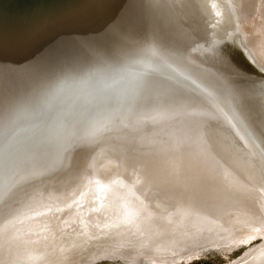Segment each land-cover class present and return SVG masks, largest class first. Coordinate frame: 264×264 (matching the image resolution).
Instances as JSON below:
<instances>
[{"label": "bare ground", "instance_id": "obj_1", "mask_svg": "<svg viewBox=\"0 0 264 264\" xmlns=\"http://www.w3.org/2000/svg\"><path fill=\"white\" fill-rule=\"evenodd\" d=\"M219 1L221 0H182V2L187 3L189 13L199 11L202 16V20H199L198 17L192 18L193 24L189 27L192 31L188 33L185 32L181 26L182 15H185L182 12L181 0H179L180 3H175L172 0H138V3H136V0H103L101 5L106 4L108 7L105 25L102 24L104 20L100 18V14L102 13H99L97 8L89 7L86 20L81 18L80 14L76 16L75 21L73 18L61 43H54L44 50L42 56L35 60L27 59L23 52L20 53L19 44L5 45L1 48V54L4 53V55L2 56L0 54V64H2L0 65V250L4 249V251L0 252V264H3L4 261H8L9 259L13 264V260L18 256H24L25 253L31 250L34 251V249L35 254L36 250H40L41 248L42 251L45 250V243L47 242L45 237L47 233L49 234L54 228L60 227L61 225L59 224L61 221L64 222L69 216H72L74 220L75 217L72 215V211H76V209H73V207L78 201L82 202L80 199H85V202H88L90 199L88 207L91 208L90 205L92 204L90 203H92L91 200H93V194L95 193H93V189H90L92 194L89 192L88 195V191L86 190L88 187L86 188L85 186H90L89 188L92 186L94 188V186L98 185V188L100 186V188L105 187V189H107L108 195H106V193L105 195L108 198L104 200L99 191L98 193L101 195L100 197L102 199L100 198L101 200H97V203L92 206L96 207L100 202H103L102 206L104 205L103 207L106 208V211L107 209H109V211L115 209L114 211H116L119 208L134 211V208L129 207V204L131 202H135L134 204H136V197L131 194L133 198L135 197V201H133V198L131 197L132 199H130L129 195L125 193L126 196L128 195L129 197V199L126 197L127 199L125 200L123 199L122 193L129 187H131L130 189L133 191L130 185L134 186L133 182L135 181L138 182H136V184L139 186H143L146 183L144 179L149 177V174H145L146 172L144 173L143 171L141 172L142 168L139 167L141 164L150 171H155L158 168L175 169L168 171L162 178L158 177L162 179L161 181L156 180V178L152 179L151 183L155 182L158 184V186H156L158 191L163 190L160 188L162 183L180 185L182 178L180 175H182L183 170L188 169L191 173L195 172V169L207 171L201 164L196 165L195 162L207 160L203 157V154H209V151H212V142L214 144L218 143V147H224V150L225 147H227V151L231 149L232 156L227 155V151L224 152V150H222L224 152V166H221L218 170L216 169L217 172H215V174L207 173L211 175L222 173L226 176L230 182H225V184L230 186V188H237L236 190L243 194L241 199L243 203H236L234 201L233 204L228 200L224 202L220 199L223 198V196L216 193L213 196V205H202L203 208L207 209V212L216 216L210 215L213 216L211 217L212 219L209 217L211 219L210 221L214 226L226 230L227 233L231 232L233 226L239 225L236 227H242L243 231L247 230L246 234L243 233L245 234V238L248 239L254 235L264 236V149H261V146H257L256 139L255 142L257 145L253 142V135L244 132L240 128L233 113L229 112L230 104L227 103L230 100L236 102L232 96L233 93H231V90L234 91L233 87L236 88L232 84V81H235L241 87H245V91H247V87L254 86V84L257 83L253 74L250 73V68L245 65L244 59V56L248 59L252 57L254 52L251 47L254 48V45L252 46L253 43H251V40L242 33L241 25V30H237V25L239 23L236 24L237 21L233 19V16H231V20L229 21L233 30L234 27L236 28V30H234L236 34L234 35H237L241 39V42L246 44H244L245 48L241 47L242 50H239L233 45H228L227 42L219 41L227 38L220 36V34H225L228 30V27L222 21L220 12L218 9H215ZM230 1L237 3V9L234 8L235 5L233 6L236 16H240L241 14L243 16V12L246 8L245 6L243 9L244 0ZM253 3L255 4L256 2H252V4ZM252 7H247L246 10H250L248 8L252 9ZM206 12L209 18L206 17ZM248 14L251 15V12ZM227 15L229 17L228 13ZM16 18L17 17H15L14 20ZM29 19L32 20L30 16ZM242 19H244V17H242ZM243 23L244 22H242V24ZM218 24L220 27H218ZM192 25H194V27ZM10 30H13L11 29V25L5 24L3 32ZM262 36H264V33L260 35L258 40L263 47L258 46L259 51H264V37ZM17 39L21 40V42H25L31 41L32 38L30 33L26 31L21 37L18 36ZM78 43H86V47L82 52H79V47L74 48ZM255 50L259 52L257 49ZM257 54L253 56L257 57ZM261 54L259 53V55ZM260 58L257 61H261ZM192 60L201 64V68H203L204 65L208 68H211V66L214 67L222 79L218 80L215 73L206 75L189 67L194 64L186 62ZM261 63H263L264 66L263 57L260 64ZM50 64L53 65L49 66ZM260 68L262 69V67ZM221 80L223 82H221ZM167 81L172 82V90L169 91L170 93L168 95L165 94L160 100V94L162 92H157L156 89L163 91L164 88H166L164 82ZM139 88H147V90L144 93ZM173 88L177 91H174ZM186 95H189L187 99H185ZM254 101L255 100H253V102ZM169 114H174L175 116L168 117ZM259 118L260 120L258 119V121H261L262 127H260V129L264 132V120H262L261 117ZM160 119L164 120L169 127H165V123L163 125H158L157 122ZM156 125L157 128H155ZM210 127L216 129L219 133L216 132L217 135H213V133L210 134ZM188 128L191 130L189 131L190 141L188 145L194 143L192 150H188V147H180V145L177 147V144L172 141V138L179 137L180 133L183 135V131L181 130H187ZM170 129L178 133H167ZM244 133H246V135H244ZM168 135L173 136L170 138L172 140H168ZM234 135H239L241 137L240 140L236 141ZM181 137L184 138V136ZM160 138L165 140V148H151V146L147 148V141L156 145ZM133 149V152H136L133 153L134 159L131 157ZM98 161L100 164H103L102 169L105 173H114L117 174V177L113 176V178L105 179V177H101L94 172L89 173L90 167L93 170V167L95 168V164ZM135 162H140V164ZM205 163L208 164L207 162ZM121 166L123 167L122 169ZM120 169L121 171L117 173ZM207 169L209 170L208 167ZM188 176L182 181L188 183L190 181ZM81 177H83V179ZM190 177L193 178L192 181L195 180L196 183H198L196 179L199 175H191ZM86 178H90L91 180L88 181L87 179L86 181ZM211 182L209 190H214L212 187H216L217 184L222 183V179L218 178L216 181L211 179ZM82 184L85 185V190L84 188H80ZM202 184L207 185L208 182H203ZM117 185H121L119 186L121 188L117 187ZM109 187H111V189L115 188L114 190L118 188L120 191H114L115 194L110 195V193L113 192H110L111 190ZM157 190L155 196L164 198V195L158 193ZM83 191L86 192L83 193ZM137 192L138 191L135 190V193L138 195L137 197H141ZM99 194L97 195L99 196ZM86 195H88V197H86ZM154 199L155 198H153V200ZM127 200H129L130 203H128ZM176 200L174 199V201ZM98 201L100 202L98 203ZM154 202L152 201V203ZM157 202L156 204H158ZM146 203H143V205ZM180 203L181 204H179V202L177 203V206L178 204L180 206H178L177 209H182L183 206H190L191 208L189 207V209L191 210L187 211L194 214L196 211L192 209L198 210L192 205L194 203H191V200L190 203L180 200ZM250 204L257 207V209H255L256 213H252L251 210H249L255 208ZM171 205L172 207L175 206L174 208L176 209V205H173L172 202ZM144 206L146 207V205ZM153 206L155 208L156 205L154 204ZM159 206L158 204V207ZM161 206L164 208L163 205ZM85 210H87V207ZM75 211H73L74 214H77ZM77 211L81 213V215L78 213V215H80L79 219H83L85 215L80 218L83 214L81 210ZM151 211L148 212L151 213ZM162 211L163 214L168 210ZM169 211L172 210L170 209ZM187 211L186 213H188ZM228 211H231V213L233 211V213L231 214L229 212L231 216L223 220L222 214L228 213ZM118 214L120 216L122 215L120 212ZM118 214L116 213L117 216ZM134 214L133 212V215ZM142 214L143 213H141V215ZM153 214L156 215L157 213ZM196 214L195 217L200 215L199 212ZM124 215L125 214H123L122 217ZM203 215L207 217L206 214ZM87 216L88 215H86V217ZM219 216H221L222 220H220L221 218ZM97 217L95 218L97 219ZM101 217L102 216L99 218ZM155 217L157 218V216ZM205 217L202 216L201 218ZM85 218L84 220H88ZM91 218L92 217L89 219L90 221ZM104 218H106V216ZM104 218L102 217L101 221L104 220V222H107V218ZM124 218L125 217L122 219ZM140 218L139 220H141ZM147 218L143 220V223ZM198 218L195 219L198 220ZM72 219L70 217L71 221H73ZM188 219L186 220L189 225V221L192 219L189 221ZM77 220L76 222H78V224L82 222ZM196 220L190 222L197 224L198 221ZM208 220H206V222ZM90 221H83L81 224L83 225L84 222L86 224H91L92 221L89 223ZM148 221L150 222V219L146 222ZM154 221L156 222L157 219H154ZM65 222H67V220ZM123 223L125 224V222ZM173 223L176 224L174 221ZM64 224L66 225L67 223ZM186 224L185 222V226H187ZM199 224V226H201L203 222ZM151 225L153 224L151 223ZM170 225L172 226L173 224ZM115 226L113 224L114 228ZM128 226L130 227L129 224L127 227ZM153 226H155V224ZM178 226L180 227V225ZM185 226H183L184 230L186 228ZM195 226L197 227L198 224ZM202 226L204 227V225ZM72 227L75 228L76 225H72L70 228ZM174 227H176V225ZM188 227H191V225ZM188 227L187 230L189 231ZM236 227H234V229H236ZM102 228L103 227H101V229ZM130 228V230H132V227ZM163 228L166 227H162V232ZM213 228H211V232L208 230L211 234ZM73 229L72 233L74 232ZM120 229L122 232V228ZM198 229L197 231L195 229V234L198 233ZM207 229H209V227ZM168 230H170V227ZM215 230L216 229H214V231ZM53 231V233H55L56 230L54 229ZM138 231L141 232L140 229ZM217 231L219 230H216L214 235L218 233ZM68 232L69 231H67V233ZM111 232L113 233L114 231ZM193 232L191 234H193ZM97 233H100V231H97ZM200 233L202 234L203 231L199 232V234ZM229 234L223 235L224 237L227 235L225 237L227 241ZM234 234L231 233L233 236L232 238H234ZM49 235L51 236V234ZM165 235V232L164 236L159 233L160 237H165ZM122 236L117 237L120 239L119 237ZM138 236H140V234ZM184 236L192 239L190 237L191 235ZM223 236L220 237L222 241H224ZM236 236H238V234ZM98 237L100 238V234ZM101 237L103 238L102 234ZM179 237L177 238H183L182 234L181 237ZM208 237L211 239L210 236ZM91 238H89V240ZM97 238L95 237L96 240ZM102 238H100L101 241L106 237L103 240ZM113 238L114 237H112V239ZM170 238L167 239V242ZM194 238L195 240L193 239L194 241H192H197V237L194 236ZM220 238L218 240H221ZM187 239L185 240L188 244ZM44 240H46V242H43ZM171 240H173V238H171ZM171 240L169 242L170 244H172ZM101 241L98 239V241L92 243L91 240V244H88L89 241L82 242L79 239L73 242L71 241L64 245L65 247L63 246L64 252L60 254V256H53L51 255L52 252H49V263L55 264L61 261V263L59 262L60 264H74L73 262L76 261H74V257L80 259L83 252L87 251V247L82 248L85 244L91 247H93V244L94 246L97 245L96 249L99 250H101L100 248L102 247H106L110 249V251L115 249V246L111 243L112 240L102 244L98 243ZM123 241L125 244L128 243L127 241L125 242V240ZM150 241H152V239H150ZM153 241L157 244L155 242L157 240L153 239ZM165 241L164 239L163 243H166ZM181 241L183 240L181 239ZM141 243L140 241L139 244ZM110 244L112 247L108 246ZM147 244H149V247L151 243ZM47 245L48 244H46V246ZM115 245L118 246L119 244ZM142 245L143 244L138 247L141 246L143 249ZM163 245L166 246V244ZM119 246L118 248L122 246L125 249V245L123 246V244H121V246ZM155 246L153 245L152 249H154ZM172 246L169 248L171 249ZM43 247L45 248L43 249ZM118 248H116V250ZM169 248L165 249H168L170 252ZM181 248L182 247H180V249ZM172 249L174 251L176 247L174 248L173 246ZM145 250L148 251L147 249ZM89 251L90 249L88 252ZM106 251H102L103 253H101V255L106 253ZM162 251L163 249L160 252L162 253ZM113 252L115 251L113 250ZM153 252L154 250L152 253ZM169 252L167 253L166 251L165 253L168 255ZM94 253H96L95 255L98 254L97 252H93V254ZM107 253L109 254L110 252ZM148 253L150 252H147V254ZM151 254L150 256H152ZM172 254L173 253H171V255ZM30 255L33 254L31 253ZM65 255L72 256V259H69V257L67 259L66 257L64 258ZM157 255L158 254H156V257ZM37 256L35 255V257ZM85 256L89 257L88 253H86ZM28 259L31 260V258ZM244 259H246L245 262L247 264H264V241L261 244L259 243L257 247L250 248ZM38 260L41 262V259H37L36 261ZM7 261L5 263H7ZM15 261L16 260H14V262ZM43 261L44 258L42 262ZM78 262L80 263V261Z\"/></svg>", "mask_w": 264, "mask_h": 264}, {"label": "rangeland", "instance_id": "obj_2", "mask_svg": "<svg viewBox=\"0 0 264 264\" xmlns=\"http://www.w3.org/2000/svg\"><path fill=\"white\" fill-rule=\"evenodd\" d=\"M246 2H248V3H246ZM252 2H256L255 4L253 3L252 4ZM250 3V4H249ZM235 5V6H234ZM248 5V6H247ZM234 6V8L235 9H237V3H235V2H232V7ZM246 6V8H245V11H247V12H243V16H242V14L240 15V16H237V22H236V24L237 23H239L238 25H237V30H241V28H242V33L248 38V39H250L251 40V43H253L252 44V46L254 45V48L255 49H257V51H259V47L258 46H260V47H262L261 45H260V43H259V37H260V35H263V33H264V0H250V1H247V0H244V6H243V9H244V7ZM253 6V7H252ZM247 7H252V9L251 8H248V9H250V10H246L247 9ZM233 8V9H234ZM234 9V10H235ZM253 11V12H252ZM249 12H251V15L250 14H248ZM246 14V15H245ZM250 15V16H248V15ZM247 16V17H246ZM242 17H244V19H242ZM240 20V21H239ZM242 20H244V21H242ZM247 20H249V21H247ZM242 22H244L243 24H242ZM240 25H241V28H240ZM243 25V26H242ZM251 31H252V33H254V34H252L251 33ZM239 32V31H238ZM248 33V34H247ZM256 33H257V35H256ZM239 34H240V32H239ZM241 35V34H240ZM241 37V36H240ZM262 37H264V36H262ZM253 40H254V42H253ZM245 44V43H244ZM257 44V45H256ZM246 45V44H245ZM249 48V47H248ZM253 47H251V49L253 50V55H255L256 56V54H257V57H255V56H253L252 55V57H250L251 58V60L254 62V64H256V65H254V68L257 70V71H259V72H261V73H264V66H263V63H261L260 64V62L262 61V57H263V60H264V51L263 50H261V51H259V52H256V50L254 49ZM263 48V47H262ZM250 49V48H249ZM250 49V50H251ZM251 50V51H252ZM255 50V51H254ZM250 51V52H251ZM263 52V53H262ZM259 53L261 54V55H259ZM252 54V53H251ZM250 54V55H251ZM254 57V58H253ZM261 57V58H260ZM256 58V59H255ZM258 58V59H257ZM259 58L261 59V61H257V60H259ZM256 62V63H255ZM258 66H259V68H258ZM260 67H262V69L260 68ZM195 163H197V162H195ZM103 166V165H102ZM204 172V173H203ZM203 172H201V176H203L204 177V175L205 176H207L208 175V173H206L205 171H203ZM92 173V172H91ZM202 177V178H203ZM87 179H88V181L89 180H91L90 178H86V181H87ZM223 179H225L226 180V176H223ZM229 180V179H228ZM139 181V180H138ZM136 182L137 181H135V182H133L134 183V186L133 185H130V186H132V190L133 191H131V187H129L128 189H125L124 191H123V193H122V195H123V199H127L126 197H128V195H129V197H130V199H132L133 197L131 196V194L133 195V196H135L134 198H135V200L137 201V203L136 204H134L135 202H129V200H127L128 201V203H130L129 204V207H132V208H134L133 210L134 211H131V210H127V209H125V208H119L120 209V211H119V209L118 210H116V211H114L113 209V211L115 212H113L112 210H110L109 211V209H107V211H106V208H104L103 206H102V203L100 202V201H98V206H92V205H95L96 203H97V200H101L102 198L105 200V198H108V197H106V195H108L107 193V189H105V187L103 188V187H101L100 188V186H99V188H98V185L97 186H94V188L91 186V188H89L90 186H85V185H83L82 186V188H84V186L87 188H84V190L86 189L88 192H87V194L89 195V192H90V194H92L91 192V190L93 189V193H97V194H99L98 192L100 191L101 193L100 194H102V196L99 194V196L97 197L95 194H93L94 195V197H93V200H91V202L92 203H90V204H92V205H90V207L91 208H89L88 206H89V201H90V199L88 200L87 198V200H88V202H85V199H80L82 202H80V201H78L75 205H74V207H73V209H76V211L75 210H73V211H75V213H77V214H74V212L72 211V215H74V220L72 219L73 217L72 216H69L66 220H67V222H63V221H61V223L59 224V225H61L59 228L57 227V228H54L56 231H55V233H53L54 231V229L53 230H51V232H50V230H49V234H51V236L47 233V235H46V240H47V242H46V240H44L43 242H46L45 243V247H43V249L45 248V250H43L42 251V248L40 249V250H36V254H35V249H34V251H30L33 255H30L31 253L30 252H28V253H25L26 255H29V256H26L25 254H24V256L23 255H20V256H18L16 259H14V260H16L15 262H14V260H13V264L15 263V264H36V262H37V264H50L49 263V260H48V257H49V252H52V254L51 255H53V256H60V254H62L63 252H64V250H63V248L65 247L64 245H66L67 243H70L71 241L73 242V241H75L76 239L78 240H81L82 242L83 241H89L88 242V244L91 242V240H92V243H95L96 241H98V239H99V241H101V239L100 238H102L101 237V234L103 235V238H102V240L103 241H101V242H98V243H100V244H102V243H106V242H109V241H111V243L115 246V249H112L111 251H110V249H107L106 247H102V248H100L101 250H99V249H96V246L97 245H95L94 246V244L92 245L93 247H95V248H93V247H91V246H89L88 244V246L85 244V245H83L82 246V248L84 247V248H86L87 249V251H85V252H83V255H81V258L80 259H76V257H74V261L75 262H73L74 264H241L242 263V260L243 261H245L246 259H244V257H245V255H246V253L248 252V250L250 249V248H253V247H257L258 246V244L260 243H262L263 241H264V236L263 235H261V236H258V235H254V236H252V237H250L249 239L248 238H245V234L247 233V230H242V227H239V228H237L238 226L237 225H235V226H233V228H232V230H231V232H228L227 233V231L226 230H222L221 228H219V227H216V226H214L213 225V223L210 221L212 218L211 217H213V216H215V215H213V214H211L210 212H207V210H205V209H201L200 208V211L198 210V212H199V216H197V217H195L197 214L196 213H198L196 210H193V211H196L195 212V214L194 213H190V211H187V210H191V209H189V207H184V209H183V207H182V209H180V211H179V209H177L178 208V206H179V204H181L180 203V200L182 201L183 200V198L181 197V195H179L178 193H177V195H174V199L176 200V199H178V200H176V201H174V199H173V201H171L172 203H173V205H176V209L174 208L175 206H173L172 207V205H171V202H169L170 203V205L169 204H162V202H165V201H163L162 199H161V197H157V196H154L153 198H155L154 200H153V198L151 199L153 202L154 201H156V199H157V203L160 205L159 207H158V204H156V202H154V203H152V201L148 198V197H146V199H144V198H142V197H137L138 195L135 193V190L136 191H138L137 189H136V185H137V187H138V184H136ZM228 182V181H227ZM138 183V182H137ZM84 184V183H83ZM101 186H103V185H101ZM107 187V186H106ZM118 187V186H117ZM119 188H121V187H119ZM91 189V190H90ZM102 189V190H101ZM109 189L111 190L110 192H113V193H110V195L111 194H115L114 193V191L116 192V191H120V189H116V190H114V189H111V187H109ZM135 189V190H134ZM235 189H237V188H235ZM113 190V191H112ZM127 190V191H126ZM103 191V192H102ZM126 191V192H125ZM130 191V192H129ZM86 191H83V193H85ZM134 192V193H133ZM104 193V194H103ZM105 193H106V195H105ZM125 193H127L128 195L126 196V194ZM138 193V192H137ZM140 194V193H139ZM88 195H86V197H88ZM92 195V196H93ZM103 195H105V196H103ZM141 195V194H140ZM179 195V196H178ZM102 198H101V197ZM178 196V197H177ZM182 196H184V195H182ZM85 197V196H84ZM96 197V198H95ZM125 197V198H124ZM129 197H128V199H129ZM132 197V198H131ZM101 198V199H100ZM134 198H133V201H135L134 200ZM179 198H180V200H179ZM95 199H96V202H95ZM139 199V200H138ZM142 199H144V200H142ZM159 199H161V200H159ZM86 200V201H87ZM103 200V201H104ZM93 201H94V204H93ZM139 201V202H138ZM146 201H147V203L149 204H147L146 203ZM149 201V202H148ZM162 201V202H161ZM151 202V203H150ZM160 202H161V204H160ZM179 202V204H178V206H177V203ZM84 203H85V205H84ZM139 203V204H138ZM143 203H146V204H144V205H146V207L143 205ZM138 204V205H137ZM141 204V205H140ZM155 204L156 206H155V208H154V206L153 205ZM99 205H100V207H99ZM153 206V208L151 209V207ZM161 205H163V207L164 208H162V206ZM165 205H166V207H165ZM150 206V207H149ZM79 207V208H78ZM85 207V208H84ZM86 207H87V210H85L86 209ZM105 209H103V208ZM143 209H142V208ZM146 209H145V208ZM149 207V208H148ZM156 207H157V209H158V211H157V209H156ZM180 207V206H179ZM82 208V209H81ZM84 208V209H83ZM96 209V213H95V209ZM100 208V209H99ZM162 208V209H161ZM167 208V209H166ZM89 209V210H88ZM94 209V210H93ZM149 209H151V210H153V211H151V210H149ZM160 209H161V211L162 210H164V211H166V210H172V211H167V212H164L163 214H162V212L160 211ZM166 209V210H165ZM174 209V210H173ZM77 210H81V212H82V216L80 217V218H82V217H84V215H85V217H86V215H88L85 219H88V220H84V218L83 219H79V216L81 215V213L79 212V211H77ZM92 210V211H91ZM124 210V211H123ZM127 210V211H126ZM137 210V211H136ZM144 210V211H143ZM155 210V211H154ZM182 210V211H181ZM91 211V212H90ZM100 211V212H99ZM126 211V212H125ZM148 211H151V213L150 212H148ZM184 211V212H183ZM186 211L188 212V213H186ZM206 211V212H205ZM85 212V213H84ZM108 212H109V214H108ZM112 212H113V215H112ZM120 212V214L122 213V215L123 214H125L123 217H125L124 219H122L123 217H122V215L120 216L118 213ZM133 212L135 213L134 215H133ZM143 213L142 215H141V213ZM148 212V213H147ZM158 212H159V214H158ZM227 212V211H226ZM229 212L231 213V211H228V213H225V214H222L223 216H222V218H223V220L224 219H226V217H228V216H231L230 214H229ZM78 213L80 214V215H78ZM94 213H95V215H94ZM116 213L118 214V216L116 215ZM147 213V214H146ZM153 213H157L156 215L155 214H153ZM173 215H172V214ZM178 213V214H177ZM201 213H203V214H206L207 215V217H205V215H203V214H201ZM232 213H233V211H232ZM231 213V214H232ZM127 214H129V215H127ZM146 214V215H145ZM188 214V215H187ZM228 214V215H227ZM76 215V216H75ZM93 215V216H92ZM98 217H97V216ZM104 215V216H103ZM133 215V216H132ZM138 215H139V217H138ZM161 215H163V216H161ZM180 216V219H179V216ZM191 215H192V217H191ZM210 215H213V216H210ZM238 215V214H237ZM100 216H102L103 218L106 216V218H107V222L105 221L104 222V220L103 221H101V219H102V217L101 218H99ZM116 216V217H115ZM128 216V217H127ZM135 216V217H134ZM140 216H141V218H140ZM143 216H144V218H143ZM146 216V217H145ZM155 216H157V218L155 217ZM171 216V217H170ZM205 217V218H207V219H205V218H201V217ZM70 217H71V219L73 220V221H71L70 220ZM77 217H78V220H80V221H85V222H87V221H90L89 219H90V217H92L91 218V221H92V223H91V221L89 222V223H91V224H86L85 222L83 223V225L81 224L82 222H80V224H78V222H76V220H77ZM89 217V218H88ZM95 217H97V219L95 218ZM113 217V218H112ZM130 217H131V219L133 220H131L130 219ZM148 217V218H147ZM162 217V218H161ZM173 217V218H172ZM177 217V218H176ZM199 217V218H198ZM211 219H210V218ZM216 217V216H215ZM220 218H221V216H219ZM94 218H95V220H94ZM106 218H104V219H106ZM118 218V219H117ZM120 218H121V220H125V221H121L120 220ZM134 218H135V220H134ZM138 218V219H137ZM139 218L141 219V220H139ZM145 218H147L146 219V221L147 220H149L150 219V222L148 221V222H144L143 223V220L145 219ZM159 218V219H158ZM165 218V219H164ZM167 218V219H166ZM175 218V219H174ZM188 218H190V219H192V220H190V219H188ZM198 218V220H196V219ZM201 218V219H200ZM222 218L220 219V220H222ZM76 219V220H75ZM114 219H116V220H114ZM137 219V220H136ZM154 219L156 220L157 219V223L154 221ZM164 220V222H163V220ZM186 219H188V221L190 220V221H193V220H196V221H198L197 222V224H198V226L200 225L199 223H202L203 222V224L202 225H204V227L201 225V226H195V225H197L196 223H192V222H190L189 221V225H188V222H187V220ZM199 219H200V222H199ZM209 219V220H208ZM77 220V221H78ZM111 220V221H110ZM120 220V221H119ZM132 221V222H130V221ZM166 220H167V224H166ZM185 220V221H184ZM206 220H208L207 222H206ZM71 221V222H70ZM98 221V222H97ZM99 221H101V222H99ZM112 223H110V222ZM113 221V222H112ZM118 221V222H117ZM138 223H136V222ZM139 221V222H138ZM154 221V222H153ZM162 221V222H161ZM173 221L174 222H176V224L175 223H173ZM180 223H179V222ZM195 221V222H196ZM202 221V222H201ZM93 222H94V224H93ZM104 222V223H103ZM122 222V223H121ZM123 222H125V224L123 223ZM127 222V223H126ZM133 222H134V224H133ZM141 222V223H140ZM170 222V223H169ZM185 222L187 223L186 225L187 226H185ZM207 224H206V223ZM64 223H67L66 225L64 224ZM75 223V224H74ZM77 223V224H76ZM97 223V224H96ZM100 223H103V224H100ZM148 223V224H147ZM150 223V224H149ZM151 223L154 225L155 224V226H153V225H151ZM164 223V224H163ZM178 223V224H177ZM183 223H184V225H183ZM93 224V225H92ZM113 224H114V226H115V228L113 227ZM122 224V225H121ZM123 224H124V226H123ZM130 225V227H132V230H130L131 228L128 226L127 227V225ZM131 224H133L134 226H135V229H134V226L133 225H131ZM166 224V225H165ZM170 224H173L172 226L170 225ZM176 225V227H174L175 225ZM73 225V226H75L76 225V227L74 228V227H72V228H70L71 226ZM77 225H78V227H77ZM80 225V226H79ZM82 225V226H81ZM88 227H87V226ZM95 225V226H94ZM98 225V226H97ZM111 225H112V227H111ZM126 225V226H125ZM145 225V226H144ZM157 225H158V227H157ZM162 225V226H161ZM168 225H170V226H168ZM178 225H180V227L178 226ZM191 225V227H188V226H190ZM195 227H194V226ZM210 225V226H209ZM93 226V227H92ZM183 226H185L186 228H185V230H184V227ZM237 226V227H236ZM84 229H83V228ZM100 228V230H99V228ZM101 227H103L102 229H101ZM110 227H111V229H110ZM162 227H166V228H163V232H162ZM169 227H170V230H168L169 229ZM178 227V228H177ZM182 227V228H181ZM187 227H188V229H189V231H190V234H189V231L187 230ZM209 227V229H207ZM213 227H215V228H213ZM234 227H236V229H234ZM75 230H74V229ZM79 228V229H78ZM91 229V230H89V229ZM95 228V229H94ZM120 229V228H122V232H121V229L120 230H118V229ZM141 230V232L140 231H138L139 229ZM149 228V229H148ZM173 230H172V229ZM200 230H199V229ZM203 228V229H202ZM206 228V229H205ZM211 228H213V232H212V234L214 235V233H215V231L216 230H219V231H217L216 233L217 234H215L214 236L210 233L211 232ZM66 229V230H65ZM72 229H73V233H72ZM83 229V230H82ZM97 229V230H96ZM137 229V230H136ZM160 231H159V230ZM179 229V230H178ZM191 229H193L194 230V232H193V230H191ZM195 229H196V231H197V229H198V233L197 234H195L196 233V231H195ZM201 229H202V231H203V233L201 234H199V232H202L201 231ZM214 229H216L215 231H214ZM60 230H61V232H60ZM63 230V231H62ZM65 230V231H64ZM71 230V231H70ZM87 230V231H86ZM92 230H95V231H92ZM102 230V231H101ZM105 232H104V231ZM107 230H108V232H107ZM110 230V231H109ZM117 230H118V232H117ZM156 230V231H155ZM208 231V232H205V231ZM240 230V231H239ZM67 231H69L68 233H67ZM80 231V232H79ZM83 231V232H82ZM91 231H92V234H94V232H95V234L94 235H92L91 234ZM97 231L99 232L100 231V233H97ZM111 231H114L113 233L111 232ZM131 231H132V233H131ZM136 231V232H135ZM157 231H159V232H157ZM176 231V232H175ZM236 231V232H235ZM59 232V233H58ZM64 232V233H63ZM66 232V233H65ZM78 232V233H77ZM89 232V233H88ZM111 232V233H110ZM137 232H139V233H137ZM164 232H165V237H163L164 236ZM168 232V233H167ZM172 232V233H171ZM175 232V233H174ZM188 232V233H187ZM193 232V234H191ZM245 234H244V233ZM53 233V234H52ZM60 233H61V235H60ZM135 233V234H134ZM159 233H160V235H163L162 237H160L159 236ZM176 233H178V234H176ZM185 233H187L192 239H190L189 237H187V238H189V239H187L184 235H186V236H188L187 234H185ZM208 235H207V234ZM230 233V234H229ZM231 233H235L236 235L238 234V236H236L235 234H234V238H232L233 236L231 235ZM59 234V235H58ZM66 234H68V235H66ZM87 234V235H86ZM99 234H100V238L98 237L99 236ZM107 234V235H106ZM114 234V235H113ZM117 234H120V235H117ZM127 234V235H126ZM137 234V235H136ZM140 234V236H138ZM168 234V235H167ZM170 234V235H169ZM181 234H182V236H183V238L181 237ZM204 234V235H203ZM210 234V235H209ZM224 234H229V236L227 237V239H228V241L226 240V236L227 235H225V237L223 236ZM54 235H56V236H54ZM64 235V236H63ZM74 235V236H73ZM123 235V236H122ZM144 235V236H143ZM177 235V236H176ZM198 235V236H197ZM213 237H212V236ZM223 236L224 237V241H222V238H220L221 236ZM48 236H49V238H48ZM77 236H79V237H77ZM97 238V240L95 239V237ZM105 236V237H104ZM117 236H122V237H119L120 239H118V237ZM133 236V237H132ZM137 236V237H136ZM146 236V237H145ZM170 236H171V238H173V240H171V238H170ZM181 238H180V237ZM193 236V237H192ZM194 236L195 237H197L196 238V240L197 241H195V242H193L194 240H195V238H194ZM201 236V237H200ZM206 238H205V237ZM208 236H210L211 237V239L208 237ZM218 236V237H217ZM220 236V237H219ZM58 237V238H57ZM82 237V238H81ZM93 239H92V238ZM109 237H111V238H109ZM112 237H114L113 239H112ZM117 237V238H116ZM131 237V238H130ZM135 237H136V239H135ZM139 237V238H138ZM151 237V238H150ZM153 237V238H152ZM160 237V238H159ZM170 238V240H171V242H172V244H170L169 242H170V240L167 242V239H169ZM177 237H179L180 239H178ZM200 237V238H199ZM216 237H217V239H216ZM231 237V238H230ZM59 238H60V240H59ZM71 238V239H70ZM81 238V239H80ZM89 238H91L90 240H89ZM110 239V240H108V239ZM116 238V239H115ZM126 238V239H125ZM203 238H205V239H203ZM221 239V240H218V239ZM229 238H230V241H229ZM236 238V239H235ZM53 239V240H52ZM62 239V240H61ZM82 239H84V240H82ZM95 239V240H94ZM106 239H107V241H106ZM115 239V240H114ZM118 239V240H117ZM128 239V240H127ZM130 239H131V243H130ZM141 239V240H140ZM150 239H152V241H150ZM153 239L154 240H157V241H155L157 244H155L154 243V241H153ZM160 239H163V240H160ZM164 239L166 240L165 242L166 243H163L164 242ZM181 239L184 241H181ZM185 239H187V242H188V244L186 243V240ZM194 239V240H193ZM199 239V240H198ZM210 239V240H209ZM67 240V241H66ZM122 240V241H121ZM123 240H125V242L127 241L128 243L127 244H125V243H123L124 241ZM136 240V241H135ZM160 240V241H159ZM175 240V241H174ZM193 240V241H192ZM201 240V241H200ZM203 240V241H202ZM214 240V241H213ZM217 240V241H216ZM232 240V241H231ZM61 241H62V243H61ZM119 241H121V242H119ZM133 241H135L136 243H137V246H136V243L135 242H133ZM140 241L142 242L141 244H143L142 245V247H143V249L141 248V246L140 247H138L139 245H141V244H139L140 243ZM145 241H146V243H145ZM221 242V246H220V242ZM49 242V243H48ZM57 242H58V244H57ZM118 242V243H117ZM139 242V243H138ZM144 242V243H143ZM159 242V243H158ZM181 242V243H180ZM200 242V243H199ZM226 242V243H225ZM231 242V243H230ZM51 243V244H50ZM52 243H53V245H52ZM135 243V244H134ZM147 243H151L150 244V248L148 247V245L149 244H147ZM161 243V244H160ZM176 243H177V245H176ZM180 243V244H179ZM184 243H185V245H184ZM194 243H196V244H194ZM242 243V244H241ZM46 244H48L47 246H46ZM62 244V245H61ZM91 244V243H90ZM115 244H119L120 246H121V244H123V246L125 245V249H124V247H120L119 245V247L120 248H118V246H116ZM139 244V245H138ZM144 244H145V246H144ZM147 244V245H146ZM161 246H160V245ZM163 244H166V246L165 245H163ZM173 244H175V245H173ZM190 244V245H189ZM229 244H231V245H229ZM241 244V245H240ZM105 245H107V244H105ZM127 245H128V247H127ZM129 245H131V246H129ZM135 245V246H134ZM154 245H156L155 247H154V249H152V246ZM174 246V248L176 247V249H174V251H175V253L177 254H175L174 253V251H173V246ZM181 245V246H180ZM190 247H189V246ZM222 245H224V246H222ZM226 245V246H225ZM257 245V246H256ZM57 246V247H56ZM64 246V247H63ZM108 246H110V247H112V245L110 244V245H108ZM113 246V247H114ZM134 246V247H133ZM159 246V247H158ZM165 246V247H164ZM172 246V248L170 249L169 247H171ZM177 246H178V248H179V250H178V248H177ZM53 247V248H52ZM101 247V246H100ZM138 247V248H137ZM163 247V248H162ZM180 247H182L181 249H180ZM92 248H93V250H92ZM116 248H118L119 249V251H118V249L116 250ZM135 248V249H134ZM165 248H169L170 249V252H169V250L168 249H165ZM229 248V249H228ZM232 248V249H231ZM234 248V249H233ZM53 249H54V251H53ZM56 249H58L59 250V252H58V250H56ZM90 249V251L88 252V250ZM94 249H96V250H94ZM121 249V250H120ZM134 249V250H133ZM137 249V250H136ZM138 249H140V250H138ZM145 249H147L148 251H146ZM150 249V250H149ZM159 249V250H158ZM163 249V251H162V253L160 252L161 250ZM98 250V251H97ZM107 250V251H106ZM113 250L115 251V252H113ZM126 250H127V252H126ZM133 250V252L131 253V251ZM144 250V251H143ZM154 250V252L152 253V251ZM158 250V251H157ZM45 251V252H44ZM99 251H101V252H99ZM104 251H106V253L107 252H110L109 254L107 253V255H106V253H104V254H102L101 255V253H103ZM122 251V252H121ZM136 251H138V252H136ZM167 251V253L169 252V254L167 255V253H165ZM173 251V252H172ZM40 254V252H41V254L39 255L38 253ZM43 252V253H42ZM93 252H97L98 254L97 255H95L96 253H94L93 254ZM112 252V253H111ZM121 252V253H120ZM130 252V253H129ZM139 252H141V253H139ZM147 252H150V253H148L147 254ZM55 253V254H54ZM86 253H88V256L89 257H86L85 256V254ZM91 253V254H90ZM128 253V254H127ZM152 253V254H151ZM165 253V254H164ZM171 253H173L172 255H171ZM134 254V255H133ZM137 254V255H136ZM139 254V255H138ZM150 254L152 255V256H150ZM156 254H158L157 255V257H156ZM160 254V255H159ZM165 255V257H164V255ZM35 255L37 256V257H35ZM50 255V256H51ZM92 255V256H91ZM132 255V256H131ZM26 256V257H25ZM42 256V257H41ZM57 256V257H58ZM106 256V257H105ZM160 256V257H159ZM23 257V258H22ZM24 257H25V259H24ZM41 257V258H40ZM66 257V259L69 257V259L71 258L72 259V256H70V255H65L64 256V258ZM84 257V258H83ZM169 257V258H168ZM28 258H31V260L30 259H28ZM34 258V259H33ZM43 258H44V261L42 262V260H43ZM152 258H154V259H152ZM37 259H41L40 261L41 262H39V260L38 261H36ZM84 259V260H83ZM30 260V261H29ZM58 260V259H57ZM241 261V263H240V261ZM7 261V260H6ZM6 261H4L3 262V264H12V261L9 259L8 261H7V263H5ZM23 261V262H22ZM27 261V262H26ZM29 261V262H28ZM36 261V262H35ZM78 261H80V263L78 262ZM11 262V263H10ZM19 262V263H18ZM34 262V263H33ZM61 263V261H58V262H56L55 264H60ZM246 262H244V263H242V264H245ZM67 264H69V263H67ZM247 264V263H246Z\"/></svg>", "mask_w": 264, "mask_h": 264}, {"label": "water", "instance_id": "obj_3", "mask_svg": "<svg viewBox=\"0 0 264 264\" xmlns=\"http://www.w3.org/2000/svg\"><path fill=\"white\" fill-rule=\"evenodd\" d=\"M102 1L103 0H0V54H1V48L3 46L11 45V44H19L18 47L21 50L20 53L23 52L27 59H30V60L37 59L38 57L44 54L45 49L52 46L54 43L56 44L61 43V41L64 39L63 36L66 33L67 29L69 28L70 22L73 20V18L75 21L76 16L80 14L81 18H84V20H86L89 7L97 8L99 13H102L100 14V18L101 20H104L102 24L105 25L106 24L105 20L108 15L107 14L108 7L106 4L101 5ZM172 1H174L175 3L179 2V0H172ZM232 2L233 1H230V0H221L219 1V4L217 3L218 5L215 7V9L216 10L218 9V11L220 12L222 21L228 27V30L225 34L224 33L220 34V36L227 37V38L219 40V41L227 42L228 45H233L237 47L239 50H242V48H245V46L241 42V39L237 35H234L236 34V32L234 31L236 30V28L234 27V30H233L230 24V21H229L231 20V16H233V19L235 21H237V16H236L235 10L232 7ZM136 3H138V0H136ZM181 7H182L183 14H185V15H182L181 26L183 27L185 32L190 33L192 30L189 27L191 26V24H193L192 18L198 17L199 20H202V16L199 11H196V12L193 11L189 13L187 9V3L182 2V0H181ZM227 13L229 14V17ZM205 14H206V17H208L207 12ZM29 16L32 18V20L29 19ZM15 17L17 18L14 20ZM5 24H10L11 29L13 30L3 32ZM192 26L194 27V25ZM218 27H220L219 24H218ZM26 31L30 33L32 39L31 41L21 42V40H18L17 37L18 36L21 37ZM85 47H86V43H78L75 45L74 48H78L79 52H82L85 49ZM1 55L3 56L4 53H2ZM238 57H241V56H238ZM244 57H245L244 58L245 65L248 68H250L249 69L250 73L253 74V77L257 83L254 84V86L247 87L246 88L248 91L247 92L244 90L245 87H241L235 81H232V84L237 88L236 89L233 87L234 91L231 90V93H233L232 96L234 97L236 102H234V100L233 101L230 100L227 103L230 104L229 112L233 113L235 119L237 120V123L240 125V128L244 132H247L253 135L252 137L253 142L256 144L255 142V139H256L257 144H258L256 145L261 146L260 148L264 149V132L262 131V129H260L261 121H258V119L260 120L259 117H261V119L264 120V73H261L254 68L255 64L251 60V58L248 59L246 56ZM189 62L194 64L189 67L194 68L195 70H198L199 72H202L203 74H206V75L215 73V76H217L218 80L222 79V77L217 73V70L211 65H210L211 68H208L205 65L203 68H201V64L195 62L194 60L188 61L186 63H189ZM52 65L50 64L49 66H52ZM221 82L223 81L221 80ZM164 84H166V88H164L163 90L165 92L159 89H156L157 92H162L160 94V100L165 94L168 95L170 93L169 91L172 90V87H173L172 82L167 81V82H164ZM139 89H141L144 93L147 90V88H139ZM173 90L177 91L174 88ZM188 96L186 95L185 99H187ZM253 100L255 101L253 102ZM170 116H175V115L169 114L168 117ZM164 123H165L164 120H161V119L157 122L158 125H163ZM165 127H169L167 126V123H165ZM155 128H157V125L155 126ZM209 129H210V132H209L210 134L213 133V135H217L216 132L219 133L216 129L212 127H210ZM181 131H183V135L180 133L179 137H175V138H172L173 136L168 135V140L172 138L173 140L172 139L170 140L176 143L177 147L180 145V147L184 146V148L188 147V150L189 149L192 150L194 143L188 145L190 141V133H189V131H191L190 128H188L187 130H181ZM172 132L173 130L170 129V131L167 133H172ZM177 133L178 132L176 131V132H173L172 134H177ZM244 135H246V133H244ZM181 136H184V138ZM234 136H235L234 138H236V141L240 140L241 138L239 135H234ZM164 141L165 140L163 138H160L158 144L156 145L147 141L146 146L147 148L151 146V148L155 147V148L162 149V148H165L166 146ZM218 146H219L218 143L214 144L212 142V151H209V154L208 153L203 154V157H205V159L207 160L199 161L196 163V165L201 164L204 168H206L207 170L205 171L206 173L210 171L209 173L215 174V172H217V170L221 166H224V162H225L224 152L227 151V147H225V150H224L223 149L224 147L222 148ZM222 150H224V152ZM133 151L134 149L132 150V156H131L132 159H134L133 153H136ZM226 154L229 156H232L231 149L227 151ZM140 158H143V157H140ZM205 162H207L208 164H206ZM135 163L140 164V162H135ZM102 165L103 164H100L99 161L96 162L95 168L93 167V170H92V168L90 167L89 173L94 172L97 175H100L101 177H105V179H110L111 177L113 178V176L117 177V174L105 173L102 169L103 168ZM139 167L142 168L141 172L143 171L144 173L146 172L145 174H149V177L144 179L146 183L143 186L138 185L137 187L138 194L140 193L141 197H145L144 199H146V197H148L149 199H152L157 194L156 190L158 188L156 189V186H158V184H156L155 182L151 183L152 179L156 178V180L161 181L162 179H159L158 177L162 178L164 175L167 174L168 171L175 170L174 168H162V169L158 168L155 171H152V170L150 171L149 169L144 168L142 164ZM207 167L209 168V170L207 169ZM122 168L123 167L121 166V169ZM121 169L117 171V173L120 172ZM195 170L196 171L192 173L188 169L183 170L182 175H180V177H182L180 185H175V184L169 185L166 183L161 184L160 188H162L163 190H159V191L157 190V191L158 193H162L164 195V198L161 197V199L165 201L163 202L164 204L170 205L169 201L170 202L173 201L174 199L173 195L177 193L179 195L181 194L184 195V196H181L184 201H188V203H190V200H191V203H194L192 205L198 210H200V208L205 209L203 208L202 205H206V204L213 205V202H214L213 196L216 193H218V195L223 196V198H220V199H222L224 202L228 200L233 204H234V201L236 203L238 202H240L241 204L243 203L241 202L243 194L239 192L238 190L233 189L234 187L230 188V186L226 185L225 182L227 181L230 182V181L228 180V178H226V180L223 179L224 175L222 173L218 175L208 174L207 176L204 175V177L202 178L201 172L203 171L197 170V169ZM188 175L190 176L199 175V177L196 179L198 183H196L195 180L192 181L193 178H191ZM186 176L190 178V181L188 183H185L184 181H182ZM81 178L83 179V177ZM218 178L222 179V183L217 184L216 187H212V189L214 190H209L210 184L212 183L211 179L213 181H216V179ZM201 182L202 183L208 182V184L203 185ZM82 186L83 184L80 186V188H82ZM117 186L119 187L121 185H117ZM166 188H169V189H166ZM250 205L255 208H251L249 210H251L252 213H256L255 209H257V207L252 204ZM193 210H196V209L193 208ZM198 210L196 211L198 212ZM2 251H4V249L0 250V252Z\"/></svg>", "mask_w": 264, "mask_h": 264}]
</instances>
